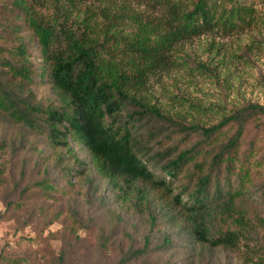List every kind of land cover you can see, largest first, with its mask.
Segmentation results:
<instances>
[{"label": "trees", "instance_id": "trees-1", "mask_svg": "<svg viewBox=\"0 0 264 264\" xmlns=\"http://www.w3.org/2000/svg\"><path fill=\"white\" fill-rule=\"evenodd\" d=\"M252 1L0 0V163L20 170L0 167L1 216L34 227L32 264H264V105L186 123L141 95L189 62L185 44L259 27ZM58 191L113 205L118 229L146 219L142 245L126 227L119 250L114 229L81 237L73 209L52 210Z\"/></svg>", "mask_w": 264, "mask_h": 264}, {"label": "rangeland", "instance_id": "rangeland-1", "mask_svg": "<svg viewBox=\"0 0 264 264\" xmlns=\"http://www.w3.org/2000/svg\"><path fill=\"white\" fill-rule=\"evenodd\" d=\"M252 2L258 14L263 17L259 27L229 39L209 36L185 44L181 47L184 51L182 55L188 57L189 62L181 58L178 61L180 66L169 74H160L153 78L141 95L149 102L158 105L171 117H180L186 123L198 121L208 124L216 123L221 115L220 109L228 108V105L245 102L264 105V0ZM185 61L187 65H184ZM199 64L207 65L212 72L198 68ZM27 149L30 150L29 154L24 153V156L31 159L27 180L32 179L35 183L39 181L42 173L38 171V173H32V156L35 151L30 146ZM2 156L0 167H5L2 173L3 179L7 175L18 176L19 168H13L15 160L6 153ZM83 192L85 193V190ZM56 194L59 199L57 203L51 202L54 206L53 211L56 207H70L89 226H87L89 231L78 232L81 237L94 242L99 240L101 232L106 231L109 234L114 229L115 243L119 250L121 246L128 245L123 235V227H126L127 233L132 235L135 243L138 246L142 245V239L147 234L146 219L123 214L118 219L121 222L118 229L116 222L118 209L113 205L106 206L105 202L102 206L100 202L89 201L84 194L79 195L75 192L64 194L58 191ZM5 212V205L0 198V258L9 257L17 264H32V258L41 259V254L37 253L35 248L32 249V240L37 238L34 227H26L21 219L17 221L2 218L1 215ZM63 227V220H60L50 227L49 231L57 232ZM72 229L76 230L74 227ZM51 247L58 252L60 242H54ZM42 248L49 249L45 244ZM23 256L27 258V261L21 260ZM223 260L225 264L231 261L239 264L234 254H230L228 258L224 257Z\"/></svg>", "mask_w": 264, "mask_h": 264}]
</instances>
